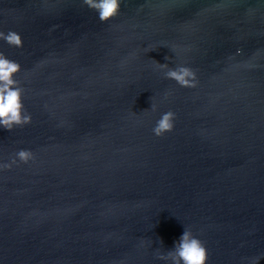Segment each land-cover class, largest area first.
Listing matches in <instances>:
<instances>
[{
    "label": "water",
    "instance_id": "1",
    "mask_svg": "<svg viewBox=\"0 0 264 264\" xmlns=\"http://www.w3.org/2000/svg\"><path fill=\"white\" fill-rule=\"evenodd\" d=\"M0 31L31 115L0 127V264H171L184 227L207 264H264V0H122L104 23L0 0Z\"/></svg>",
    "mask_w": 264,
    "mask_h": 264
},
{
    "label": "clouds",
    "instance_id": "2",
    "mask_svg": "<svg viewBox=\"0 0 264 264\" xmlns=\"http://www.w3.org/2000/svg\"><path fill=\"white\" fill-rule=\"evenodd\" d=\"M83 4L98 14L100 22L104 23L116 17L120 12L122 0H82ZM0 40H4L9 46L22 47V39L14 31L7 34L0 31ZM160 68L167 69L165 78L174 80L181 87H195V72L186 66L170 68L168 64L157 63ZM18 62L8 59L0 52V127L12 131L14 127H23L31 122V115L26 112L23 104L24 89L15 76L20 72ZM155 111V105L151 104ZM175 113L168 111L157 120L153 133L160 137L173 129ZM16 157L22 163H27L32 158L29 150H19ZM12 163H16L14 159ZM10 164L0 165L9 168ZM157 259L170 261L171 264H207L208 252L203 241L197 238L190 229L184 227L182 235L174 242L172 249L166 252H157ZM259 257L253 258L256 264Z\"/></svg>",
    "mask_w": 264,
    "mask_h": 264
}]
</instances>
